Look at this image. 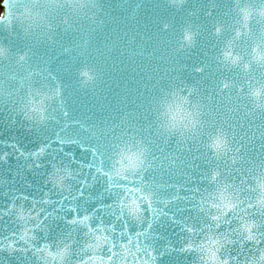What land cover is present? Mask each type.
<instances>
[{
	"label": "snow or ice",
	"instance_id": "1",
	"mask_svg": "<svg viewBox=\"0 0 264 264\" xmlns=\"http://www.w3.org/2000/svg\"><path fill=\"white\" fill-rule=\"evenodd\" d=\"M53 3L50 0L45 7ZM4 7L7 11L0 17V66H28V76L22 79L42 76L43 72L33 70L30 65L35 53L27 43L29 32L19 31L12 23L7 0ZM25 11L33 17L30 9ZM190 15L198 21V31H186L184 39L193 47L199 37L213 53L209 56L205 51V58L193 67V72L200 81L207 79L217 96H226L230 102L235 96L234 107L225 109L218 105L201 111V102H197L188 111L184 105L198 95L199 87L181 85L183 95L173 102L162 101L168 113L184 114L188 121L185 128L197 129L200 146L195 149L192 167H200L195 161L201 157L206 167L199 177L192 179L193 186L177 185L176 194L161 197L156 186L147 181V172L156 159L152 141L133 133L131 128L118 136L113 128L107 146L78 138L67 142L56 140L61 145H76L88 159H77L75 153L65 152L69 163L77 169L75 175L64 170L70 182L65 183V176L58 175L61 170L57 168V175L45 173L43 185L35 189L38 195L19 193L0 208V264H94L95 257L100 258V264H166L165 258L176 252V247L171 242L158 247L147 241L163 218L177 223V214L181 212L195 213L194 217L179 220L187 236L178 251L193 256L192 264L198 261L209 264L197 255L201 238L208 234L223 240L218 253L221 264H264V202H260L264 156L252 160L246 154V147L257 141V134L264 150V108L257 109L260 111L257 117L253 111L257 106L245 103L250 96L264 97V0H198L191 5ZM61 23L69 24L68 18H62ZM169 27L165 22L162 30ZM46 28L49 31L54 28L50 18ZM17 41H23V45L18 46ZM62 115L68 120L67 108ZM257 119L261 120L258 127ZM170 127L178 128L179 122L173 118ZM245 127L248 132H243ZM45 151L42 146L34 155L42 158ZM185 151L193 152L192 145ZM7 161L8 154H0V163ZM35 167L45 166L36 163ZM200 183L208 187L202 190ZM27 187L33 186L28 183ZM213 189L227 191L233 199V207L223 214L222 222L213 211L217 208L215 202L205 207L206 197H212ZM18 201L31 203L27 209L24 204L19 205V219L31 224L23 231L10 228L7 219L17 209ZM180 201L184 207L170 212V206ZM101 235L104 243L95 247ZM93 239L96 243H92Z\"/></svg>",
	"mask_w": 264,
	"mask_h": 264
},
{
	"label": "water",
	"instance_id": "2",
	"mask_svg": "<svg viewBox=\"0 0 264 264\" xmlns=\"http://www.w3.org/2000/svg\"><path fill=\"white\" fill-rule=\"evenodd\" d=\"M197 2L54 0L51 7L46 8L50 0H7L12 23L19 31L29 32L27 43L35 53L31 68L43 75L22 79L28 76V66H0V87L3 88L0 154H8L7 163H0V208L6 207L10 198L19 193L38 195L35 189L43 185L45 173L57 175V168L61 170L58 175L65 176V183L70 182L64 170L75 175L77 169L69 163L65 152L75 153L77 159H88L76 145L54 141L78 138L89 144L107 146L112 139L108 134L113 128L117 136L131 128L133 133L151 139L156 159L147 172V181L156 186L161 197L176 194L177 185L193 186L192 179L199 177L206 167L203 157L195 161L199 168L192 167L193 157L197 155L195 149L200 146L197 129L185 128L188 121L183 118L184 114L168 113L162 101L173 102L183 95L181 85L189 88L198 85V95L184 105L188 111L192 110L191 104L197 102H201V111L218 105L225 109L235 106V96L232 102L226 96H217L209 81H200L193 72V67L205 58V51L213 55L203 39L195 38L193 47L184 39L186 31H198V21L190 15L191 5ZM0 8L3 10L2 0ZM26 9L31 10L32 18L26 14ZM64 17L69 24L61 23ZM49 18L54 25L51 31L46 28ZM165 22L170 25L167 31L162 30ZM17 45L22 46L23 41H17ZM41 101L44 111L39 114L37 107ZM245 103L256 105L253 111L259 117L257 109L264 108V97L250 96ZM64 108L68 110V120L62 115ZM173 118L179 122L176 129L170 127ZM256 124L258 127L261 120L257 119ZM149 130L151 136H148ZM248 131L247 127L243 129V132ZM260 143L257 134V141L246 147L250 159L264 156ZM189 144L193 152L185 151ZM42 146L46 151L42 158H37L34 154ZM36 163L45 167L37 168ZM108 163L106 159V165ZM256 168L259 172L258 162ZM28 183L33 187L28 188ZM198 186L202 190L208 187L206 183ZM216 191L213 189L212 197H206L205 207H211L210 201L217 202ZM17 204V209L7 219L10 228L23 231L31 224L19 219V205L24 204L27 209L31 203L18 201ZM178 207H184V202L171 205L169 211L175 212ZM194 216V212H181L177 214V223L165 217L154 226L147 242L158 247L171 242L177 249L165 258L166 264H192L193 256L178 251L187 236L179 220ZM202 239L206 240L207 236ZM92 243L96 241L93 239ZM197 255L203 256V253L200 251Z\"/></svg>",
	"mask_w": 264,
	"mask_h": 264
},
{
	"label": "clouds",
	"instance_id": "3",
	"mask_svg": "<svg viewBox=\"0 0 264 264\" xmlns=\"http://www.w3.org/2000/svg\"><path fill=\"white\" fill-rule=\"evenodd\" d=\"M2 8L3 10L0 11V17L4 16L5 12L7 11V9L4 7V0H2ZM256 98L259 99V97ZM43 111H44L43 102L41 101L37 107V112L39 114H42ZM214 197H215V201H217L215 202L217 208L213 209V211L220 216V220L222 222L223 214L229 211L231 207H233V199L227 191H223V190H217L214 193ZM260 202H264V189H262V193L260 195ZM209 203L212 204L213 202L210 201ZM217 209L219 211H217ZM102 243H104L103 235L100 236L95 247H99V245ZM222 243L223 240L220 238H215L213 234H208L206 240L204 239L201 240L199 244L200 251L203 253V258L209 261V264H221L220 256L218 255V253ZM94 264H100L99 257L94 258Z\"/></svg>",
	"mask_w": 264,
	"mask_h": 264
}]
</instances>
